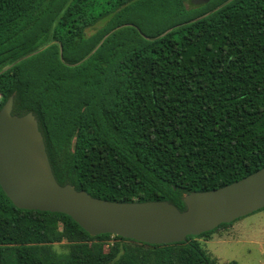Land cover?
I'll list each match as a JSON object with an SVG mask.
<instances>
[{
  "label": "trees",
  "instance_id": "1",
  "mask_svg": "<svg viewBox=\"0 0 264 264\" xmlns=\"http://www.w3.org/2000/svg\"><path fill=\"white\" fill-rule=\"evenodd\" d=\"M227 1L0 0V109L34 115L60 185L183 211L264 167V0ZM231 224L167 245L90 236L0 187V264H216L200 241Z\"/></svg>",
  "mask_w": 264,
  "mask_h": 264
},
{
  "label": "water",
  "instance_id": "2",
  "mask_svg": "<svg viewBox=\"0 0 264 264\" xmlns=\"http://www.w3.org/2000/svg\"><path fill=\"white\" fill-rule=\"evenodd\" d=\"M210 1L190 3L202 6ZM12 109L13 96L0 109V187L18 209L67 215L90 236L110 234L167 245L264 208V167L223 187L185 194L183 211L167 201H108L70 184L60 185L36 118L31 112L13 115Z\"/></svg>",
  "mask_w": 264,
  "mask_h": 264
},
{
  "label": "rangeland",
  "instance_id": "3",
  "mask_svg": "<svg viewBox=\"0 0 264 264\" xmlns=\"http://www.w3.org/2000/svg\"><path fill=\"white\" fill-rule=\"evenodd\" d=\"M213 234L210 240L200 241L204 250L216 261L226 264H264V210L241 217ZM61 254L65 242L53 245Z\"/></svg>",
  "mask_w": 264,
  "mask_h": 264
}]
</instances>
